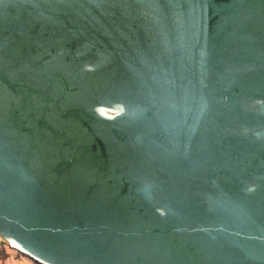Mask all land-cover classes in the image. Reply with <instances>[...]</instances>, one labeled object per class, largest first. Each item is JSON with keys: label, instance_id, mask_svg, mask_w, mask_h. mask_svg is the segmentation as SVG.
Masks as SVG:
<instances>
[{"label": "water", "instance_id": "1", "mask_svg": "<svg viewBox=\"0 0 264 264\" xmlns=\"http://www.w3.org/2000/svg\"><path fill=\"white\" fill-rule=\"evenodd\" d=\"M0 239L264 264V0H0Z\"/></svg>", "mask_w": 264, "mask_h": 264}, {"label": "crops", "instance_id": "2", "mask_svg": "<svg viewBox=\"0 0 264 264\" xmlns=\"http://www.w3.org/2000/svg\"><path fill=\"white\" fill-rule=\"evenodd\" d=\"M0 245H3L0 243ZM0 264H36L35 262L18 255L14 251L0 247Z\"/></svg>", "mask_w": 264, "mask_h": 264}, {"label": "rangeland", "instance_id": "3", "mask_svg": "<svg viewBox=\"0 0 264 264\" xmlns=\"http://www.w3.org/2000/svg\"><path fill=\"white\" fill-rule=\"evenodd\" d=\"M0 243H2V242H1V239H0ZM2 244H3V243H2ZM2 246L4 247V249H9L10 251H14V250L11 249L8 245H4V244H3V245H0V247H2ZM14 252H15V251H14ZM18 255H19V254H18Z\"/></svg>", "mask_w": 264, "mask_h": 264}, {"label": "trees", "instance_id": "4", "mask_svg": "<svg viewBox=\"0 0 264 264\" xmlns=\"http://www.w3.org/2000/svg\"><path fill=\"white\" fill-rule=\"evenodd\" d=\"M4 245H6V244H4ZM15 251V250H14ZM17 254H19V255H21V256H23V257H25V258H27V259H29L28 257H26V256H24V255H22L21 253H19V252H17V251H15ZM31 260V259H30ZM31 261H33V260H31ZM33 262H35V261H33ZM36 263V262H35ZM36 264H38V263H36Z\"/></svg>", "mask_w": 264, "mask_h": 264}, {"label": "snow or ice", "instance_id": "5", "mask_svg": "<svg viewBox=\"0 0 264 264\" xmlns=\"http://www.w3.org/2000/svg\"><path fill=\"white\" fill-rule=\"evenodd\" d=\"M106 114V113H105Z\"/></svg>", "mask_w": 264, "mask_h": 264}]
</instances>
